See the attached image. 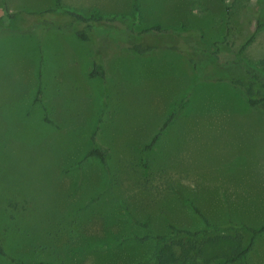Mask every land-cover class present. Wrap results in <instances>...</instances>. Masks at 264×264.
<instances>
[{"label":"rangeland","instance_id":"374dc122","mask_svg":"<svg viewBox=\"0 0 264 264\" xmlns=\"http://www.w3.org/2000/svg\"><path fill=\"white\" fill-rule=\"evenodd\" d=\"M6 1L24 10L0 21V243L7 253L50 264H137L154 249L143 223L155 233H166L168 223L202 226L179 194L211 219L229 210L238 222L264 223L263 111L249 109L224 82L195 80L182 53L118 48L114 40L122 35L112 27L108 39L100 26L85 39L69 31L61 14L55 16L61 30L49 29L29 21L35 16L25 19L36 0ZM131 1L60 3L77 12L97 5L132 15ZM137 2L135 29L200 32L209 50L216 41L224 58L242 48L264 74V25L254 31L256 20L264 22V0ZM92 60L103 65V78L87 75ZM186 91L193 98L159 136L151 166L141 168L136 146ZM44 112L59 131L42 120ZM96 127L111 153L104 167L85 160L63 173L73 160L47 157L57 156L60 145L79 157ZM230 230L249 238L239 226ZM34 243L44 248L33 251ZM0 264L12 263L0 256ZM233 264H264V234Z\"/></svg>","mask_w":264,"mask_h":264},{"label":"trees","instance_id":"16d2710c","mask_svg":"<svg viewBox=\"0 0 264 264\" xmlns=\"http://www.w3.org/2000/svg\"><path fill=\"white\" fill-rule=\"evenodd\" d=\"M131 3L132 15L124 12L100 14L96 10L84 15L71 8L61 6L60 0H54L52 7L39 12H30L31 14L29 15L31 17L25 18L26 14H28L27 12L22 17L30 19L35 16L34 19L29 21L36 22L37 20L45 23L49 29L61 30L60 25L55 22V16L57 14L65 15L67 20L64 23L68 25L69 31L85 39H88V35L85 32L92 31L93 27L97 26L104 30V33L100 32V35L102 33L101 36L108 39L106 34L109 31L107 29L112 27V32L122 35L118 37L120 38L119 40H114V44L118 48L122 45L129 51L139 55L160 50L177 51L182 53L190 65L195 80L214 83L224 82L239 93L244 104L249 109L264 112V74L260 73L241 54L242 48L222 58L216 45L217 42H212L214 48L209 50L206 48L205 42L199 34L200 32L195 37H191L187 33L173 34L169 30L155 26L137 30L134 25L138 14V2L137 0H132ZM2 5L5 7L3 0ZM224 10L225 13H228L227 6ZM19 12L9 13L5 11V17L13 20L17 15L16 13ZM1 19L2 17H0V21ZM261 25H264V22L256 20L254 31ZM70 26H74V28ZM104 71L102 64L92 60L87 75L89 77L103 78ZM188 91L180 99L171 103L169 112L162 119L149 140L136 146L134 153L136 161L141 168L148 169L151 166L154 147L159 136L172 124L181 108L190 102L191 97L193 98ZM103 111L104 107L97 113L98 123ZM42 120L50 124L56 131L61 128L58 122L51 118L50 115L48 116L46 112H44ZM71 150L72 148L60 145L57 156L48 154L47 157L53 158V160L64 159L67 163L73 160L72 164L65 166L62 170L63 173L78 167L85 160L96 159L104 167L109 161V157H111L109 147L104 145L99 139L97 127L89 136V147L84 149L79 157L72 156ZM178 197L182 205L188 206L200 218L202 226L198 229H186L168 223V231L166 233H155L149 229L147 223H143V226L148 227L147 235L144 237L154 239V249L149 259L140 261L137 264H233L242 260L250 251L255 236L264 234V223L248 225L246 222H238L233 218L232 212L227 209L222 215L224 217L211 219L207 213L200 209L195 200L188 199L183 194H179ZM28 202L29 199L27 198V205H31ZM14 218L15 214L12 215V220ZM236 226L249 232L247 241L244 239L243 232L230 230ZM42 248L44 247L38 244L34 243L33 245V251ZM0 256L12 264H50L42 260H32L29 257H25L23 253L21 255L12 254L11 252L7 253L1 243Z\"/></svg>","mask_w":264,"mask_h":264},{"label":"crops","instance_id":"0c3cea01","mask_svg":"<svg viewBox=\"0 0 264 264\" xmlns=\"http://www.w3.org/2000/svg\"><path fill=\"white\" fill-rule=\"evenodd\" d=\"M34 2H35V4L26 7L27 11H29V12H39V11H42V10H44L46 8L52 7L53 3H54V0H36ZM3 3L5 5V7H3L2 0H0V17H4L5 19H6L5 11L9 12V13L18 12V11H24L23 8H13V7H11L10 3H8L7 1L5 2V0H3ZM60 5L64 6L61 3H60ZM64 7H66V6H64ZM92 10H96L100 14H108L109 13V11H104L101 8L98 11L97 5H96V7H93L90 10L89 9H84L82 12H83L84 15H87Z\"/></svg>","mask_w":264,"mask_h":264}]
</instances>
